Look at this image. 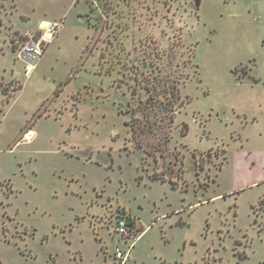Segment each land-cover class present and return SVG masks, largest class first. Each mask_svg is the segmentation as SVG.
<instances>
[{
    "label": "rangeland",
    "instance_id": "rangeland-1",
    "mask_svg": "<svg viewBox=\"0 0 264 264\" xmlns=\"http://www.w3.org/2000/svg\"><path fill=\"white\" fill-rule=\"evenodd\" d=\"M130 247L264 264V0H0V264Z\"/></svg>",
    "mask_w": 264,
    "mask_h": 264
},
{
    "label": "built area",
    "instance_id": "built-area-1",
    "mask_svg": "<svg viewBox=\"0 0 264 264\" xmlns=\"http://www.w3.org/2000/svg\"><path fill=\"white\" fill-rule=\"evenodd\" d=\"M62 27L63 22L54 21L43 23L38 38L32 37L22 48L20 53L21 58L29 62L39 61L45 54L46 46L59 32H61ZM28 67L30 69V67H35V65L29 64ZM116 232L125 240L131 237V233L128 230L127 221L124 218H121L118 221ZM130 250L131 247L128 252H124L119 248L116 249L115 258L120 261V264H125L130 255Z\"/></svg>",
    "mask_w": 264,
    "mask_h": 264
},
{
    "label": "crops",
    "instance_id": "crops-1",
    "mask_svg": "<svg viewBox=\"0 0 264 264\" xmlns=\"http://www.w3.org/2000/svg\"><path fill=\"white\" fill-rule=\"evenodd\" d=\"M45 22H51V21H42V22L40 23V25H39V31H38V33L40 32V29H41L42 24L45 23ZM53 22H54V21H53ZM55 37H56V36H55ZM55 37H54V38H55ZM54 38H53V39H54ZM53 39H52V40H53ZM50 42H51V41H50ZM45 53H46V49H45ZM44 55H45V54H44ZM131 227H132V225H131Z\"/></svg>",
    "mask_w": 264,
    "mask_h": 264
},
{
    "label": "trees",
    "instance_id": "trees-1",
    "mask_svg": "<svg viewBox=\"0 0 264 264\" xmlns=\"http://www.w3.org/2000/svg\"><path fill=\"white\" fill-rule=\"evenodd\" d=\"M121 218H123V217H121ZM124 219H125V218H124ZM129 220H131V221H132V222H131V223H132V225H135V223L133 222V219H131V218H130ZM126 221H127V224H128V222H129V221H128V220H126Z\"/></svg>",
    "mask_w": 264,
    "mask_h": 264
},
{
    "label": "flooded vegetation",
    "instance_id": "flooded-vegetation-1",
    "mask_svg": "<svg viewBox=\"0 0 264 264\" xmlns=\"http://www.w3.org/2000/svg\"><path fill=\"white\" fill-rule=\"evenodd\" d=\"M131 227V226H130ZM128 230L129 232L131 233L133 231V228L131 227V229H129V226H128Z\"/></svg>",
    "mask_w": 264,
    "mask_h": 264
},
{
    "label": "bare ground",
    "instance_id": "bare-ground-1",
    "mask_svg": "<svg viewBox=\"0 0 264 264\" xmlns=\"http://www.w3.org/2000/svg\"><path fill=\"white\" fill-rule=\"evenodd\" d=\"M33 68V67H32Z\"/></svg>",
    "mask_w": 264,
    "mask_h": 264
}]
</instances>
